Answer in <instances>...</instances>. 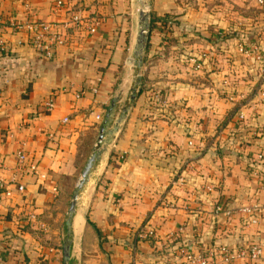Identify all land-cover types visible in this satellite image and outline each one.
<instances>
[{"label": "crops", "instance_id": "1", "mask_svg": "<svg viewBox=\"0 0 264 264\" xmlns=\"http://www.w3.org/2000/svg\"><path fill=\"white\" fill-rule=\"evenodd\" d=\"M141 7L157 22L139 68ZM28 22L68 24V45L40 57L19 28ZM0 37L2 264H133L134 245L142 264H189L187 254L253 244L264 264V217L246 227L241 213L264 204V105L252 99L264 89V0H0ZM234 94L247 99L243 121ZM119 95L114 120L129 110L67 226L66 261V201ZM20 154L37 165L23 193L12 185ZM210 183L220 190L204 192ZM149 230L157 241H136Z\"/></svg>", "mask_w": 264, "mask_h": 264}, {"label": "built area", "instance_id": "2", "mask_svg": "<svg viewBox=\"0 0 264 264\" xmlns=\"http://www.w3.org/2000/svg\"><path fill=\"white\" fill-rule=\"evenodd\" d=\"M262 4V1H260ZM63 2L59 1L57 5L55 6L57 9H60L63 6ZM79 19L75 18L74 22H78ZM96 26L91 28V34L96 33ZM20 29L26 30L31 38L33 48L35 52L44 59H51L54 57V53L59 48H64L68 45V41L66 38V32L70 29V26L68 24L63 25L62 27H59L55 24H37L34 22H28L25 25L19 26ZM5 47L4 40L0 37V51H2ZM239 52L245 55L250 54L248 52V49H246L244 46L239 47ZM260 60V59H259ZM195 66L197 69H200V65L195 62ZM93 92H97V89H93ZM82 93L79 95H76V98L79 99L82 97ZM252 99H257L259 103L264 105V89H258L252 96ZM231 102L237 104V108L239 109L238 112H236L235 116L238 121L244 120V115L242 112V109L245 106L244 101L247 99L241 96L240 94H234L229 99ZM43 112L45 114H50L54 111L56 107V99L55 97L48 98L44 104H43ZM98 121L101 120L100 117L97 118ZM258 133L264 134V127H259ZM18 161V166L16 170V174L13 176L12 185L16 188V190L20 193H23L25 191V185L23 183V180L26 176H29L33 173H35L37 165L31 161L30 159H27L24 154H20ZM263 157H261L262 159ZM120 160H123L121 158ZM7 184L2 180L0 177V196L2 193L8 190ZM206 193H213L220 190V186L213 185L212 183L206 185L203 189ZM7 191L6 193H8ZM9 194V193H8ZM221 209L219 208L218 211ZM241 213L245 217V226L246 227H256L259 225L261 220L264 217V204H250L246 207H244L241 210ZM145 239L150 242L157 241V234L154 230H149L147 232H141L137 235V240ZM135 241V242H136ZM133 257L134 261L133 264H142L139 261L140 254L138 252V249L136 245L133 246ZM263 254V248L259 244H253V245H241L239 247H235L233 249H226V248H219L215 249L212 248L208 251V253L205 256L201 255H193V254H187L186 259L189 264H216L215 258L217 256L221 257L222 264H243L247 259H250L253 264H258L259 259L261 258ZM0 264H2V261H0Z\"/></svg>", "mask_w": 264, "mask_h": 264}, {"label": "water", "instance_id": "3", "mask_svg": "<svg viewBox=\"0 0 264 264\" xmlns=\"http://www.w3.org/2000/svg\"><path fill=\"white\" fill-rule=\"evenodd\" d=\"M138 16H139L140 31H139V36H138V41H137V46H136L135 58H136V65L137 67L140 68L143 64L144 52L147 48L148 41H149L150 34H151V15L149 12L145 11L144 7H141L138 13ZM120 97L121 95L116 97L112 101L110 107L108 108L105 119L99 131V136H98L96 145L93 148L91 155L89 156L82 170L81 178L74 189V192L71 198L70 207L68 210V218H69L67 221L68 227H70L71 219L76 212V208H77L80 196L82 192L84 191L85 187L91 181L93 171L95 167L97 166V164L99 163L102 155L104 154L105 146H106V138L110 135V129L112 128L113 123L115 124L114 130L117 131L120 123H122L125 117V114L127 113V110L125 109L122 112L121 117L117 121L114 120ZM70 250H71V241L70 239H67V241L65 242V247H64V254L66 257V261L69 260Z\"/></svg>", "mask_w": 264, "mask_h": 264}, {"label": "rangeland", "instance_id": "4", "mask_svg": "<svg viewBox=\"0 0 264 264\" xmlns=\"http://www.w3.org/2000/svg\"><path fill=\"white\" fill-rule=\"evenodd\" d=\"M135 9H137V5H136V8ZM130 11H131V8H130ZM183 50H182V48L181 47H179L178 49H176V53H177V57H180V56H182L183 55ZM136 93H133L132 94V97H133V100L135 99V97H136ZM149 97H150V100H149V102L151 103V105H155V104H164L165 103V97H163V98H161V97H159V99H157L156 97H152V95H149ZM156 101V102H155ZM158 101V102H157ZM155 106H157V105H155ZM125 109L127 110V113H128V110H129V108L128 107H125ZM125 109H123V110H121V112H120V114H119V117H118V119L121 117V115H122V112L125 110ZM127 113L125 114V117H124V119L126 118V116H127ZM123 119V120H124ZM117 121V120H116ZM91 155V153H89V156ZM74 188H75V185H74V187H73V189L71 190V192H70V194H69V196H68V199H67V201H66V205H65V209H64V213H65V215H66V217L64 218V223H63V238H64V241L66 242L67 241V235H66V231L68 230V227H67V225H66V223H67V221H68V214H67V212H68V210H69V207H70V203H71V198H72V193H73V190H74Z\"/></svg>", "mask_w": 264, "mask_h": 264}, {"label": "trees", "instance_id": "5", "mask_svg": "<svg viewBox=\"0 0 264 264\" xmlns=\"http://www.w3.org/2000/svg\"><path fill=\"white\" fill-rule=\"evenodd\" d=\"M157 22V19L156 18H153L152 17V21H151V31L154 29V27H155V23ZM167 24V22L166 21H164L163 22V25H166ZM162 94V93H161ZM44 113V112H43ZM124 162V159L123 160H120V164L121 163H123Z\"/></svg>", "mask_w": 264, "mask_h": 264}, {"label": "bare ground", "instance_id": "6", "mask_svg": "<svg viewBox=\"0 0 264 264\" xmlns=\"http://www.w3.org/2000/svg\"><path fill=\"white\" fill-rule=\"evenodd\" d=\"M86 203V202H85ZM84 204V203H83ZM81 211V210H80ZM82 213V212H81ZM82 218V217H81ZM77 220V219H76ZM74 224H75V222H74ZM81 225V224H80ZM77 226V225H76Z\"/></svg>", "mask_w": 264, "mask_h": 264}]
</instances>
